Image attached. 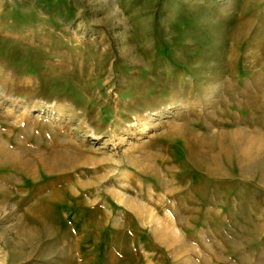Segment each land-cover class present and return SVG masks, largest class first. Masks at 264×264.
<instances>
[{
    "label": "rangeland",
    "instance_id": "rangeland-1",
    "mask_svg": "<svg viewBox=\"0 0 264 264\" xmlns=\"http://www.w3.org/2000/svg\"><path fill=\"white\" fill-rule=\"evenodd\" d=\"M0 264H264V0H0Z\"/></svg>",
    "mask_w": 264,
    "mask_h": 264
},
{
    "label": "bare ground",
    "instance_id": "bare-ground-1",
    "mask_svg": "<svg viewBox=\"0 0 264 264\" xmlns=\"http://www.w3.org/2000/svg\"><path fill=\"white\" fill-rule=\"evenodd\" d=\"M253 142H247L246 144H244L242 147L241 146H239V156H241L242 157V159L244 160V161H246V162H249V161H251L252 160V156L253 155H251V151H250V149L251 148H254L251 144H252ZM249 144V145H248ZM255 147H257V146H255ZM242 160V161H243Z\"/></svg>",
    "mask_w": 264,
    "mask_h": 264
}]
</instances>
